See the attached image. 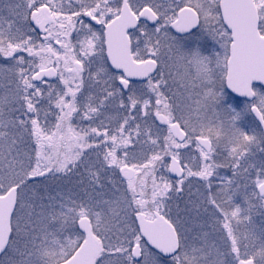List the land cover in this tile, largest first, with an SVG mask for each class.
Wrapping results in <instances>:
<instances>
[{
  "label": "snow or ice",
  "instance_id": "snow-or-ice-1",
  "mask_svg": "<svg viewBox=\"0 0 264 264\" xmlns=\"http://www.w3.org/2000/svg\"><path fill=\"white\" fill-rule=\"evenodd\" d=\"M0 264H264V0H0Z\"/></svg>",
  "mask_w": 264,
  "mask_h": 264
}]
</instances>
